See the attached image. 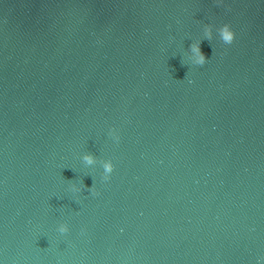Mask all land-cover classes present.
I'll use <instances>...</instances> for the list:
<instances>
[{
	"label": "water",
	"instance_id": "1",
	"mask_svg": "<svg viewBox=\"0 0 264 264\" xmlns=\"http://www.w3.org/2000/svg\"><path fill=\"white\" fill-rule=\"evenodd\" d=\"M0 264H264V0H0Z\"/></svg>",
	"mask_w": 264,
	"mask_h": 264
},
{
	"label": "clouds",
	"instance_id": "2",
	"mask_svg": "<svg viewBox=\"0 0 264 264\" xmlns=\"http://www.w3.org/2000/svg\"><path fill=\"white\" fill-rule=\"evenodd\" d=\"M205 32H206V35L210 38L211 37V29H210V27H206ZM220 34H221V37H222L223 41L226 44H231L234 41V39H235V32L232 30V27H231L230 24H224L221 27V29H220ZM190 50H191L192 53L195 54L196 58L193 61V63L195 65L202 66V65H204L206 63L207 60H206V57H205L204 53L200 49L199 41L192 43L190 45ZM113 132H114V139H116L118 141L119 140V135H118L116 129L113 128ZM82 159L87 165H92V164L95 163L94 157L90 153L84 154ZM103 170H104V172H103V180L104 181H108L110 179V174L114 170V165H113L111 160H107L104 163ZM83 187H86V185L77 186V184L72 183L70 185V191L72 193H80L82 191ZM90 191L93 194H97L96 193V189H95L94 186H92L90 188ZM58 231L61 234H65V233H67L69 231V227H68V225L66 223H61L59 225V227H58Z\"/></svg>",
	"mask_w": 264,
	"mask_h": 264
}]
</instances>
